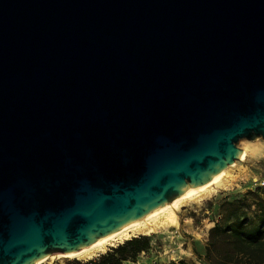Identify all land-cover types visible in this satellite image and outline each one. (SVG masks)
Returning a JSON list of instances; mask_svg holds the SVG:
<instances>
[{"label":"water","instance_id":"95a60500","mask_svg":"<svg viewBox=\"0 0 264 264\" xmlns=\"http://www.w3.org/2000/svg\"><path fill=\"white\" fill-rule=\"evenodd\" d=\"M264 140V0H0V264L69 254Z\"/></svg>","mask_w":264,"mask_h":264},{"label":"rangeland","instance_id":"374dc122","mask_svg":"<svg viewBox=\"0 0 264 264\" xmlns=\"http://www.w3.org/2000/svg\"><path fill=\"white\" fill-rule=\"evenodd\" d=\"M255 140V142L240 140L236 144L239 150H247L248 157L245 161L238 162L236 168L233 169V176L237 182L230 187V190L222 191L198 208L189 210L185 217L188 223L179 231L180 233L172 234V236L171 234L169 236L159 234L157 236L139 237L148 240V250L143 254H139L134 263L129 261L126 264H168L180 261L189 264H205L203 261L204 248L207 244L208 233L214 226V221L220 220L222 211L235 209V206L225 208V205L242 199L243 203L250 207L249 212L251 214L257 211L254 206L253 193L257 188L264 189V185L261 186V183L264 184V140L261 138ZM125 243L119 246H123ZM98 257L92 260H96ZM78 262L80 264L87 263ZM53 264L76 263L74 260H64Z\"/></svg>","mask_w":264,"mask_h":264},{"label":"trees","instance_id":"16d2710c","mask_svg":"<svg viewBox=\"0 0 264 264\" xmlns=\"http://www.w3.org/2000/svg\"><path fill=\"white\" fill-rule=\"evenodd\" d=\"M253 195L257 210L253 214L242 199L225 205V208L235 206V209L222 211L220 220L214 221L204 248L205 264H264V189L257 188ZM148 246L147 239L136 238L86 264L134 263L139 254L148 250ZM75 263L80 264L78 261Z\"/></svg>","mask_w":264,"mask_h":264},{"label":"bare ground","instance_id":"6f19581e","mask_svg":"<svg viewBox=\"0 0 264 264\" xmlns=\"http://www.w3.org/2000/svg\"><path fill=\"white\" fill-rule=\"evenodd\" d=\"M247 157V150L241 149L239 158L235 160L237 161L236 163L234 161L218 175L203 183L189 186L184 193L175 196L160 209L149 212L114 233L99 238L95 242L85 245L74 252L69 254L51 252L40 261L32 264H53L63 262L64 260L87 262L107 253L109 249L116 248L125 242L139 237L157 236L159 234L163 236L171 234L172 236V234H176L182 230L188 223L185 217L189 210L198 208L222 191L230 190V187L237 182L233 176V169L236 168L238 162L245 161Z\"/></svg>","mask_w":264,"mask_h":264},{"label":"crops","instance_id":"0c3cea01","mask_svg":"<svg viewBox=\"0 0 264 264\" xmlns=\"http://www.w3.org/2000/svg\"><path fill=\"white\" fill-rule=\"evenodd\" d=\"M126 263H128V262H123L122 264H126Z\"/></svg>","mask_w":264,"mask_h":264},{"label":"built area","instance_id":"2783aa9c","mask_svg":"<svg viewBox=\"0 0 264 264\" xmlns=\"http://www.w3.org/2000/svg\"><path fill=\"white\" fill-rule=\"evenodd\" d=\"M264 184L263 183H261V186H263ZM143 254V253H142Z\"/></svg>","mask_w":264,"mask_h":264}]
</instances>
